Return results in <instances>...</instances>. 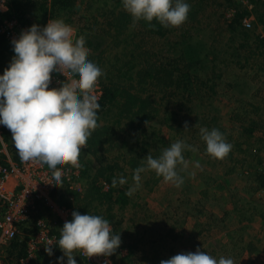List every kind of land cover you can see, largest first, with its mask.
<instances>
[{
    "label": "trees",
    "instance_id": "obj_1",
    "mask_svg": "<svg viewBox=\"0 0 264 264\" xmlns=\"http://www.w3.org/2000/svg\"><path fill=\"white\" fill-rule=\"evenodd\" d=\"M191 1L186 0L190 5L187 18L191 19L194 18L193 16L203 14L200 9L211 6L208 14L210 17L216 15L220 20L222 19V26L217 24V27L223 32L231 33L233 36L238 35L243 41L252 39L253 43L258 42L256 48H252L249 46L251 44L240 43L237 38L238 48L240 51L244 49L246 52L245 60L253 56L264 57V52H261L262 46H264L261 34L246 32L248 30L243 27L242 23L245 17L254 12V23L264 25V0H250L253 4L252 10H248L245 5L234 0H212L213 2L211 0H198L195 5H192ZM210 1L213 5L210 4ZM217 1L220 3L218 7L223 8L222 11L216 7ZM8 2L9 10L4 15L0 14V24L3 19L7 18L8 20L14 19L20 26L29 28L33 24H44L47 19H61L66 25L76 30V41L84 40L89 53L88 58L96 63L103 73L98 78L102 87V95L98 100L100 109L97 112V127L91 130V135L86 144L82 146L78 159V161L81 160V168L78 176L74 178V183L81 187L82 191L79 189L72 190L69 185L62 182L58 186L60 188H54L50 195L57 205L68 208L72 212L78 211L80 214L88 213L103 216L109 221L113 234H115L119 222L113 223L112 221L115 217L114 206H118L117 210H122L125 207L129 197L126 192L131 181H133V171L141 166L142 159L148 154L154 158L158 157L164 148L170 146L171 138L175 142L182 140L180 136L185 131L194 135L199 134L198 129L201 127H207L209 129L216 128L222 134L224 133L223 129L215 125L216 119L204 113L202 117H195L192 123L188 124V130L184 128L185 123L177 121L175 123L174 114L169 116V119L165 117L163 122L165 128L174 133L171 138L169 137L170 139L162 138L159 132L158 134L155 132L147 134V129L157 119L160 100L170 106L168 107L169 110L172 108L181 110L180 106L184 104L192 105L194 97L201 94L206 96L207 93L214 92V84L208 86L210 82L215 80L212 72L215 71L218 64H228L229 61L227 59L223 63L215 47L209 48L203 44L206 51L201 49L199 51L191 46L190 42H192L195 26L187 28L180 25L175 28L164 27L155 20L151 23L144 20L135 21L124 10L122 0H8ZM200 3L202 4L199 7ZM229 11L232 14L230 18L227 17ZM196 21V25L200 24L199 20ZM183 24H186V21ZM170 33L171 35L176 34L174 39H167L165 42L166 36L168 37ZM150 39L154 40L155 46L160 44L161 39H164L163 49L160 50V46L156 52L148 49L147 43ZM164 47L166 48L164 49ZM195 52L197 54H193ZM165 53L167 55H164ZM7 54L11 59L14 52L0 38V75L7 68L6 63H1ZM208 56H212L210 62L207 60ZM236 65L240 69L243 67L239 63ZM263 68L264 60L261 67L257 68L256 71L258 73L259 70L264 71ZM252 71L255 73V69ZM217 77L219 78V76ZM157 95L160 96V100L156 99L155 96ZM109 115H113L111 125L107 124ZM100 117L105 119L103 124H99ZM235 119L237 122H241V117L237 114H235ZM252 131V128L248 129L249 137ZM116 132L119 134L118 136H116ZM125 137L132 139L134 145L127 150ZM225 138L232 141L233 147H237V151L240 153L237 152L234 157L233 153L235 152L231 149L225 157L230 165L227 173H233L248 163L243 155L246 150H239V144L235 142L236 140L232 136ZM4 139L6 142H13L12 134L9 132L5 133ZM202 143L204 142L202 141ZM114 150H126L133 154L129 155L127 152L124 155V152H121L117 157L109 159L110 153ZM189 152L188 150L184 151L185 159H189ZM252 156L253 158L256 157V155ZM13 160L19 162L18 153L13 157ZM92 161L96 163V166L92 165ZM195 170L199 172L203 168ZM151 171H145L147 172L145 188L148 191H151L153 186L158 185L163 179L157 176L155 171ZM183 171L184 168H177L181 177L183 176L182 173H185ZM120 176L126 177L128 182L122 186L118 184L116 187H112L113 178ZM181 186H183V191L194 194L195 189L187 186L185 182ZM260 186H262L261 182ZM197 194L201 195L202 198H208L204 189H200ZM183 198L187 204L191 200L187 196ZM244 220L247 221L246 218ZM160 221L163 222L165 229H163L164 234L159 233L157 237L172 239V241L179 238V232L171 223L175 221L172 214H166L165 218L163 217ZM62 227L61 222L58 221L52 227L51 232L60 237L59 229ZM10 247L9 252L13 253L12 255L16 259L25 256L24 244L12 242ZM54 247H58V242ZM142 250L145 253L136 257L138 261H144L147 264H159V262L155 263L159 260L157 256L161 255L158 250L145 251L144 248ZM61 252L59 248H53V254L60 255ZM52 257L44 249L35 260L28 264H46ZM131 258L129 253L124 261L134 264Z\"/></svg>",
    "mask_w": 264,
    "mask_h": 264
},
{
    "label": "rangeland",
    "instance_id": "obj_2",
    "mask_svg": "<svg viewBox=\"0 0 264 264\" xmlns=\"http://www.w3.org/2000/svg\"><path fill=\"white\" fill-rule=\"evenodd\" d=\"M197 1L192 0L191 4L195 5ZM211 1L210 4L213 5V1ZM219 4L217 1L216 7ZM210 7L207 6L206 9L205 7L200 9L203 14L193 16L194 18L191 19L187 18L186 24L182 25L187 28L195 26L192 42H190L195 50L206 51V47L203 44L209 48L215 47V50L220 54V60L224 63L228 59L229 63L218 64L215 71L212 72L215 80L210 82L208 86L214 84L213 93L210 92L206 96L201 94L198 97H194L192 105H181V110L178 108L169 110L168 107L170 106L160 100V96H155L157 100H160L158 105L159 112L157 119L147 129V134L152 132L158 134L159 132L162 138H171L174 133L165 128L163 124L165 117L169 119V116L174 114L175 123L177 121L190 124L195 117L200 118L204 113L209 114L216 119L215 125L223 129L224 137L232 136L236 140L234 141L239 144L238 149L246 150L243 155L248 163L243 168H239V171L227 173L230 166L229 162L225 158L216 159L209 156L206 153V145L202 143L200 134L191 135L190 132L185 131L180 138L186 144L191 145V150H188L190 151V156L186 160L189 163L187 169H184L183 172L185 173H182V177H184V182L187 186L195 189L194 194L183 191V186L181 185L176 187L163 179L158 185L153 186L151 191H148L145 188L147 172L142 173L140 187L132 196L128 197L125 207L122 210H117L118 206H114L115 217L112 221L113 223L119 222L115 234H120L122 243L117 251L109 257L112 264H132V262L124 261L129 256V253L132 252L134 258L132 257L131 260L134 264H147L136 259L138 255L145 253L142 250L143 248L145 251L158 250L164 257L159 256V258L163 260L181 252H195L199 249L217 260L221 257L232 258L234 264H249L253 258L257 263L264 264V197L260 194V179L258 176V167L264 157V71L259 70V73L256 71L257 68L261 67L264 57L253 56L245 60L246 52L244 49L240 51L238 48L239 42H247L251 44L249 46L252 48H256L258 42L253 43L252 39L243 41L238 35L233 36L231 33L223 32L217 27L218 25L222 26V19L220 20L216 15L210 17L208 14ZM222 10L223 8L219 9V11ZM252 16L255 20L254 12ZM201 18H204V20H201ZM196 20H199L200 24L196 25ZM245 29L248 31H244L249 33L258 32L264 34V25L260 23L257 25L254 23L251 28ZM175 35L170 33L168 37L166 36L165 42L167 39L173 40ZM150 37L152 36L150 35ZM237 38L240 40L239 42L236 41L238 40ZM163 42L164 39H161L160 44L155 46L154 40L150 39L147 43V48L156 52L159 46L160 50L163 49ZM262 51L264 52V46H262ZM164 55H167V53ZM211 59L212 56L207 57L208 61ZM10 60V56L7 54L1 63H6L8 67ZM236 63L243 65V67L240 69ZM254 69L255 73L252 71ZM235 114L241 117V122L236 121ZM112 119L113 115L107 117L108 125L112 124ZM104 122L105 119L100 117L99 124ZM251 128L253 131L249 137L247 132ZM118 135L117 133L116 136ZM225 139L228 143L231 142L232 145V141ZM125 140L127 142L126 150L134 146L132 139L125 137ZM174 142L175 140L171 138V144ZM126 150L112 151L109 159L117 157L121 152H124V155L127 152L129 155L133 154ZM232 150L235 152L233 153L235 157L238 152L237 147L232 145ZM238 154L240 153L238 152ZM252 155H256V157L253 158ZM79 162L81 163V160ZM92 162V165L96 166V163ZM197 162L200 167L195 168ZM177 168L183 169L179 165ZM197 168H203V170L198 172L195 170ZM151 172H154V170ZM187 177H189L188 180H186ZM132 185L133 181H131L127 190ZM210 187L218 189L221 195L214 196L211 194L207 191ZM73 189L82 191V188L78 185L76 187L74 185ZM200 189L206 190L208 198H202L201 195L197 194ZM184 196L190 197L191 200H189L188 204L184 202ZM199 201L200 203H198ZM226 207L231 209L234 215H242L243 218L247 219V223L240 232L233 231L232 224L228 225L226 221L220 222L218 220V215L222 214L223 208ZM166 214L173 215L175 221L171 222L172 226L179 230L180 236L175 241L157 237L159 233L164 234L163 229L165 228L160 219L165 218ZM69 220H71L70 217L65 219V221ZM204 231H209L207 240L202 238L204 235L198 237L200 235L199 232ZM223 234L226 235L224 244L220 240ZM252 235L256 237L251 239V242L255 243L261 252L257 253L258 251H256L253 258L252 256H247V259H245L241 250L242 247L245 249L246 243H248L247 238ZM260 243L261 245H259ZM73 255L76 256L74 258L78 263L76 251L73 252ZM149 256L153 257L152 255ZM56 262L52 264H56ZM158 262L160 264V261L155 263Z\"/></svg>",
    "mask_w": 264,
    "mask_h": 264
},
{
    "label": "clouds",
    "instance_id": "obj_3",
    "mask_svg": "<svg viewBox=\"0 0 264 264\" xmlns=\"http://www.w3.org/2000/svg\"><path fill=\"white\" fill-rule=\"evenodd\" d=\"M124 10L135 21L153 20L164 27L182 25L190 11L186 0H122ZM4 5L0 4V9ZM13 57L0 75V125L7 127L18 156L23 162H33L46 168L50 176L49 186L62 183L65 164H77L82 146L91 130L97 127L98 98L93 94L98 78L103 75L100 67L88 58L84 40L73 43V31L61 19H50L45 26L33 24L22 30L11 41ZM67 80L59 91L50 89L54 77ZM71 77L69 81L67 78ZM189 129L188 123L184 124ZM200 138L206 145V153L216 159L225 158L232 145L216 128L201 127ZM191 145L182 140L170 144L158 157L148 154L142 164L133 171V185L126 195L132 196L140 187L141 174L154 170L157 176L176 187L183 184L177 166L184 169L188 161L183 153ZM195 167H200L199 163ZM127 178H113L112 187L125 185ZM72 218L60 228L58 247L49 242L45 251L53 255L59 248L63 256L56 264H77L73 252L80 250L88 257L112 256L120 247V234H113L107 219L100 215L72 212ZM79 257V256H78ZM80 259V258H79ZM106 264H111L106 260ZM160 264H234L232 258L218 260L205 251L181 252Z\"/></svg>",
    "mask_w": 264,
    "mask_h": 264
},
{
    "label": "built area",
    "instance_id": "obj_4",
    "mask_svg": "<svg viewBox=\"0 0 264 264\" xmlns=\"http://www.w3.org/2000/svg\"><path fill=\"white\" fill-rule=\"evenodd\" d=\"M234 1L245 5L248 10L253 8L250 0ZM0 4L4 5V8L0 9V14L4 15L9 10V2L0 0ZM231 15L229 11L227 17L230 18ZM49 20L47 19L40 26H45ZM242 23L244 28H251L254 23L252 14L245 17ZM69 27L73 31V43H75L77 32L73 27ZM27 28V26H20L14 19H3L0 24V38L12 48L11 41L18 38L20 32ZM261 38L264 41L263 33ZM67 79L70 81L72 78L68 77ZM66 84L67 80L64 77L57 76L52 79L50 89L59 91L61 85ZM92 92L99 100L102 95L99 81L95 84ZM8 132L11 133L7 127L0 125V264H4L7 259L12 264H28L49 246V242L52 246L58 242L60 237L52 233L51 229L56 225L57 219L72 218V211L57 205L51 199L50 193L54 187L49 186V181L53 173H49L46 168L31 161L23 162L20 159L15 164L10 157V160L6 158L4 136ZM80 168L81 164L78 161L77 164L68 163L58 169L62 172V182L69 185L71 189L77 185L74 183V178L78 176ZM258 172L262 183L260 194L264 197V157L260 162ZM62 223L64 222L62 221ZM12 242L24 244L25 256L23 258L16 259L13 255L12 257L2 256L3 250L6 251ZM77 251L80 264H106V260L110 261L109 257H88L80 250Z\"/></svg>",
    "mask_w": 264,
    "mask_h": 264
},
{
    "label": "crops",
    "instance_id": "obj_5",
    "mask_svg": "<svg viewBox=\"0 0 264 264\" xmlns=\"http://www.w3.org/2000/svg\"><path fill=\"white\" fill-rule=\"evenodd\" d=\"M5 140V139H4ZM5 142H6V140H5ZM17 154V150H16V148H15V146H14V142H12V141H9V142H6V158H11L12 159V162L13 163H18V162H16V161H14L13 160V157L15 156ZM10 158H9V160H10ZM4 164V163H3ZM258 176H259V173H258ZM259 179H260V177H259ZM261 182V181H260ZM261 187V186H260ZM208 191L211 193V194H213L214 196H216V195H221L220 193H219V190L218 189H214V187H210L209 189H208ZM219 219L218 220H220V222H227V224L228 225H231L232 224V229H233V231L234 230H236V231H241L243 228H244V226H245V224L247 223L244 219L245 218H243L242 217V215L241 216H239V215H234L233 214V211L231 210V209H228L227 207L226 208H223V212H222V214L220 213L219 215ZM260 217V216H259ZM49 218L47 217V220H48ZM236 219V220H235ZM257 219H259V218H257ZM260 220V219H259ZM54 221H55V219H54ZM61 222V224H62V226H63V223H62V221L63 222H65V219H57V222ZM225 226H226V224H225ZM178 230V229H177ZM199 230V229H198ZM178 232H179V230H178ZM209 231H204V232H199L200 233V235L198 236V237H200L201 235L203 236H201L202 238H204V239H206L207 240V238H209L208 236H209V233H208ZM239 232H237V233H239ZM229 234V233H228ZM206 236V237H205ZM248 236V235H247ZM254 237H256L255 235H252V236H249V238H247L248 240H247V242L248 243H246L247 244V246L245 247V249L242 247V250H241V253H242V255H243V257H245V259H247V256L249 257V256H252V258H253V256H254V253H256V251H258L257 253H260L261 251L259 250V248L256 246V244L255 243H253V242H251V239H253ZM225 238H226V235H224L223 234V237H221L220 238V240L222 241V243L224 244L226 241H225ZM251 242V243H250ZM259 242H260V240H259ZM259 245H261V243L259 244ZM258 245V246H259ZM223 247H225L224 245H223ZM10 248L11 247H8L7 249H6V251H5V249L3 250V254H2V256L4 257H7V256H11L12 257V254L13 253H11V252H9L10 251ZM213 253H214V251H212ZM16 253V252H15ZM77 253V252H76ZM63 255V252H61L60 253V255ZM60 255H56V254H53L52 256V259H50V261H48V262H46V264H52V263H54L55 261H57V258H59L60 257ZM61 255V256H62ZM133 256V252L132 253H130V258ZM159 256H161V257H163V255L161 254V255H159ZM159 256H157V259H159L158 261H161V260H163V259H161V258H159ZM78 257V256H77ZM164 258V257H163ZM137 259V258H136ZM251 264H259V263H257L256 261H255V259L253 258L252 260H251V262H250ZM249 263V264H250ZM4 264H12V263H10V262H8V259L7 260H5V262H4ZM77 264H80V259H79V257H78V263Z\"/></svg>",
    "mask_w": 264,
    "mask_h": 264
}]
</instances>
